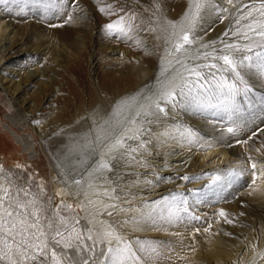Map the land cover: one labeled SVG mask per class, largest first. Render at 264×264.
Segmentation results:
<instances>
[{"label":"rangeland","instance_id":"374dc122","mask_svg":"<svg viewBox=\"0 0 264 264\" xmlns=\"http://www.w3.org/2000/svg\"><path fill=\"white\" fill-rule=\"evenodd\" d=\"M179 1L0 0V20L17 33L18 39L24 37L26 40L22 42L25 50H18L0 64V82L3 84L0 86V185L12 192L23 189L22 201L35 197L42 223L49 218L56 219L55 227H60L62 232V236L56 237L61 242L56 250L59 253L64 250L65 242L70 243L69 256H75L71 264H80L83 259L94 264L103 244L96 239L99 234L74 204L66 208L61 203L62 194H57L54 183L60 186L61 192H69L70 187L60 169L55 174L46 145L48 141L41 142L38 133L48 135L53 120L63 123L93 108L99 100L97 91L114 95L122 83L106 79L103 74L122 71L117 64L121 60L130 65L132 54L147 59L156 51L152 39L138 42L140 38L131 36L125 29L131 25L132 31L142 33L143 15L179 5ZM59 24L67 26L66 34L57 31ZM109 24L113 25L111 29ZM108 43L127 50L130 55L123 54V58L99 50ZM29 49L41 50L30 52ZM253 50L264 49L254 46ZM92 53L95 82L88 77V61ZM189 61L186 58L184 62ZM213 63L217 65L216 71L229 77L231 83H236L240 89L235 104L237 111L233 114L226 110L223 101L208 117H200V121L207 126H216L224 133L231 127L238 132L239 140L247 139L248 142L239 144L235 161L215 168V171L223 170L218 175L198 172L185 183L184 190L174 196L166 194L138 205L130 201L121 207L143 210L142 220L146 223V219L154 216L165 220L161 226H155L164 229L155 238L131 235L129 239L138 242L133 244L137 253L131 264H143L150 252L165 259V262H159L154 258L150 261L152 264H189V259L194 264H213L209 260L211 246L226 251L225 264H231L228 255L239 250L246 237L255 235L256 239L264 241V175H257L253 183V170L248 163L249 157L260 158V154H264V86L260 84L264 80V71L255 66V57L253 67L249 69L252 76L241 74L245 83L240 84L230 71L222 70V61ZM30 69L37 70L38 75L43 74L28 81L25 77ZM4 87L13 94H6ZM23 118L29 120L28 126L23 124ZM74 179L77 177L72 176V182ZM156 185L159 189L168 187L165 180L156 182ZM221 211L224 216L219 214ZM134 213L120 219L125 226L120 233L128 234L126 223L133 225L137 221ZM61 220L63 227L60 226ZM169 227L177 235L168 231ZM46 235L48 242L54 243V233L48 231ZM90 235L95 243L88 239ZM78 244L85 246L83 252H73ZM88 245L93 251H87ZM123 262H127L125 257ZM0 264L6 262L0 261ZM64 264H70V261L64 259ZM103 264H108L107 259Z\"/></svg>","mask_w":264,"mask_h":264},{"label":"bare ground","instance_id":"6f19581e","mask_svg":"<svg viewBox=\"0 0 264 264\" xmlns=\"http://www.w3.org/2000/svg\"><path fill=\"white\" fill-rule=\"evenodd\" d=\"M260 2L261 0H233V4H229L227 0H206L205 7L201 10L197 23L190 33L193 43L187 55L183 53L168 55L171 51V42L168 40V35L174 30L171 25L175 24V30L178 31L179 26L184 22L190 10L194 11L193 4L195 0H180L179 5L161 8V11L158 13H146V15L142 16L143 20H145V23L142 25V33L132 31L131 25H128V28L125 30H128L127 32H130L131 36L139 37L138 42L152 39L156 48V51L152 52L153 57L144 59L142 56L135 57L132 54V63L130 65H126L120 60L117 66L122 71L117 69L118 71H106L103 74L106 79L122 83L114 95H104L97 91L99 100L93 108L87 109L78 114L77 117L69 118L63 123H57L56 120H53L54 122L51 124V131L48 130V135L38 133L41 142L48 141L46 145H48L49 156L53 163L51 165L54 166L55 174L60 169L66 179L67 185L70 187L69 192L65 190L61 192L60 186L54 183L57 194H62L63 201L61 199V203L66 208L74 204L98 234L105 230L112 231L118 239H112L110 245L106 242L102 243L103 245L100 250L106 253L107 247H112L113 249L127 247L128 251L123 255L127 262H123V264L134 262V257L137 253L133 244H137L138 242L137 239H129L132 237L131 235L145 239L155 238L157 235H160L158 234L159 232L163 233L161 231L164 230H160L155 226L159 227L165 222L159 216H154L146 219V223L145 220H142L143 210L132 209V211H121L123 205L130 201L132 204L138 205L144 201H149L166 194L174 196L183 191L185 183L196 176L198 172L199 174L205 173L210 175L213 173L218 175L223 170L215 171V168L219 169V166H227L230 162L235 161L237 148L239 147L236 141L240 139L238 132L224 133L218 131L216 126H207L203 124L202 120L200 121V117H208L217 106H221L223 98L210 94L206 98V94L203 92H193L192 96L198 97V100L190 103L187 110L182 107L170 109L168 115H160L159 121L150 125L145 124L144 127L148 129V133L142 135L141 140H148V143L145 145V148L133 154L136 156V160H131V157H129L130 164L118 165L115 172L104 170L106 177H112L116 181V184H119L120 199L109 200L104 194L105 188L111 189L116 186L111 180L107 182H94V192L93 189H88L84 183L87 179L86 169L90 170V167L95 166L97 157L80 155L78 159L76 154L70 152V149L75 144L83 143L85 137L88 138V143L91 144L92 136L98 132L97 118L104 116L111 117L113 110L122 102H134L132 98H139L141 93L147 94L149 89L157 84L158 77H162L165 74L164 69H167L170 73L180 68V65L175 62L176 55H179V58L185 61L186 58L195 57L199 54V58L189 59L188 63L184 62L189 67L193 64L210 65L214 60L211 57L205 58V53L218 55L220 50L225 48V44H235L243 48L245 45L252 43V41L244 38L243 32L247 31L253 41H260L261 38L246 27L249 22H252L255 27H258V25L255 24L252 18L247 20L243 18L248 15V9L243 8V5L255 4L258 7ZM209 5H215L216 7H209ZM223 9H227V11H223ZM252 16L256 19L264 20V17H260L259 13L254 10ZM237 20H239V23H237ZM57 31H62L63 34H66L68 31L67 26L59 24ZM225 32L229 34L225 36ZM17 37V33L8 27L7 23L0 20V64L17 52L25 50L26 46L22 42L26 40L24 37H20V39ZM100 48L99 50L107 54L115 53L123 58V54L129 53L127 50H121L110 43L106 46H100ZM39 50L41 49H33L30 52H37ZM255 51L241 52L236 55H249L255 58ZM93 56L94 53L89 55L88 64L90 68L88 77L95 82ZM115 61H118V59ZM248 63L250 62L245 61L246 65ZM198 70L208 77L206 87L214 89L221 77L226 78L231 83L229 77L215 69L201 68ZM239 71L244 76H252L248 67L240 68ZM209 72L214 73L215 78L213 75H209ZM42 74V72L39 73V75ZM39 75L37 70L30 69L27 71L25 79H28V81L34 80ZM185 75L187 76L188 73H185ZM192 79L194 80L195 77H192ZM260 84L264 86V80H261ZM0 86H3L1 82ZM8 87H4L3 91L8 95L13 94L9 91ZM26 115L27 112L25 111L24 117ZM23 119H25L23 124L28 126L29 120L27 118ZM149 119L155 120L154 117H149ZM101 123H103L102 120ZM128 127L135 130L136 125L132 124ZM128 134L131 135L132 132ZM127 143L135 147L138 141H127ZM260 155V158L252 156V159L256 161L264 160V154ZM248 163L251 165L252 161L248 160ZM72 176L81 179L82 184L80 186L75 185L71 180ZM184 176L189 177V179L187 181L183 180L182 177ZM163 180L166 181L168 187L159 189V186H155L156 182ZM85 192L88 194L85 195ZM112 195L114 196V194ZM89 201L92 202L90 203ZM110 203H115L117 208L112 209L108 207ZM108 211H112L113 214L111 216L108 215ZM132 212H135L137 221L133 225L129 224V222L126 223L128 234L120 233V229L125 227L122 225L120 219H123ZM167 230L177 235V232L172 227H169ZM129 235L130 237H128ZM262 240L260 238L256 239L255 235L246 237L244 241L242 240V247L239 250L236 249L235 253L228 255L227 259L233 262H230L231 264H264V241ZM102 251L98 253L99 258L94 264H103L105 262L107 254L101 256L100 253ZM210 251L209 260L211 263H226L225 254H228L226 251L216 246H211ZM147 256L144 262H142L143 264H152L150 261L154 258H158L159 262H165V259L157 257L155 253L150 252ZM191 260L189 259V264H194Z\"/></svg>","mask_w":264,"mask_h":264},{"label":"snow or ice","instance_id":"6c2138e0","mask_svg":"<svg viewBox=\"0 0 264 264\" xmlns=\"http://www.w3.org/2000/svg\"><path fill=\"white\" fill-rule=\"evenodd\" d=\"M206 0H195L193 4L194 11L190 10V13L185 17L184 22L179 26V30L176 31V25L171 27L174 29L168 35V40L171 42V51L168 55L185 54L190 50V46L193 43V38L190 36L192 29L197 23L201 10L205 7ZM229 4H233V0H227ZM209 7H216L215 5H209ZM243 8L248 9V15L243 17L244 19L252 18L258 27H255L252 22H249L246 27L249 31L261 38L260 41H253L248 32H243L242 35L245 39L252 41L241 48L235 44H225V48L221 49L218 55H212L211 53H205V58L211 57L212 60L222 61V70L230 71L233 74L235 81L240 84L245 83L240 68L248 67L251 69L254 60L253 56L242 55L237 56V53L252 52L254 46L256 48L264 49V20L256 19L252 16L253 10L259 13L260 17H264V0H261L259 6L255 4L243 5ZM103 11V9H101ZM227 11V9H223ZM239 23V20H237ZM113 25L109 24L108 28L111 29ZM229 33L225 32L227 36ZM187 46V47H186ZM256 64L255 66L264 71V50L255 52ZM189 59L199 58V54L195 57H188ZM245 61H248L247 65ZM176 64L180 65V68L175 69L173 72H168L164 69L162 77H158L157 84L149 89L147 94H140L139 98H132L134 102L124 101L118 105L111 115V117L104 116L99 117L96 120L98 132L92 136L91 144L88 143V138L85 137L83 143L75 144L70 149V152L77 155L79 159L80 155H92L97 157L95 166L86 169L87 179L84 183L88 189H93L94 182L109 180L116 186L109 189H104V194L112 199H120L119 184L112 177H106L104 170L109 172H115L118 165H128L131 160H136V156L140 149L145 148L148 140H141V136L148 133V129L144 127L145 124H152L160 120V115H168L170 109L182 107L187 110L190 103L197 101L198 97H193V92H203L207 95L219 96L225 101L224 107L226 110L231 111L233 114L237 111L235 108L236 98L240 93L236 83H230L224 77H221L217 81L214 89L206 87L208 84V77L198 69L209 68L216 69L217 65L212 64H193L189 67L176 55ZM182 69V70H181ZM185 73H188L186 76ZM209 75L215 74L209 72ZM192 77H195L193 80ZM248 89L246 88L245 91ZM154 117L155 120L149 119ZM101 120L103 123H101ZM136 125L135 130L130 129L129 125ZM132 132L131 135L128 133ZM228 132L233 133L234 129L229 127ZM256 133H253L255 135ZM189 135H191L189 133ZM251 137H249L250 139ZM127 141H138L135 147L132 144H128ZM248 141L237 140L236 143L246 144ZM259 151V149H257ZM252 161L251 168L253 170V183L257 175H264V160L256 161L252 157H249ZM83 163V161H81ZM259 166V167H258ZM83 176V174H81ZM118 175V174H117ZM187 181L189 177H182ZM10 183V182H9ZM73 183L77 186L82 184L81 179H74ZM23 189H18L12 192L8 187L0 185V261L6 262V264H64V259H68L71 262L75 259V256H69L68 250L72 249L70 243L65 242L64 250L57 252L56 248L60 245V240L56 237L62 236L60 227H55L56 219L49 218L41 222L39 209L36 207V198L31 200H21L20 194ZM88 193L85 192V195ZM114 194V196L112 195ZM31 195V193H27ZM175 199V197H173ZM90 203L92 201H89ZM68 207H71L70 205ZM108 207L116 209L115 203H110ZM31 208L29 211L28 209ZM121 211H132V209H121ZM108 215H112V211L107 212ZM224 216V212L219 213ZM60 226L63 227V221H60ZM52 231L54 233L52 240L54 243H49L47 240V232ZM91 231L90 229L88 230ZM41 237H45L41 240ZM89 240H96L90 235ZM101 243L111 244L112 239H118L114 233L110 230H105L96 238ZM85 250L84 245L78 244L73 252ZM87 251H93L91 245L87 246ZM127 247L116 248L107 247L106 253L102 251L101 256L106 255L108 264H123V255L127 252ZM80 264H88L87 259H83Z\"/></svg>","mask_w":264,"mask_h":264}]
</instances>
